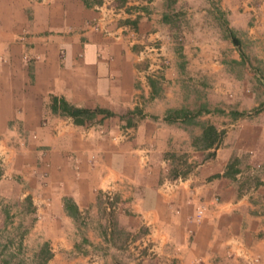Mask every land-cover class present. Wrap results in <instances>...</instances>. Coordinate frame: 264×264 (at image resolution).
Returning <instances> with one entry per match:
<instances>
[{
  "label": "crops",
  "instance_id": "1",
  "mask_svg": "<svg viewBox=\"0 0 264 264\" xmlns=\"http://www.w3.org/2000/svg\"><path fill=\"white\" fill-rule=\"evenodd\" d=\"M259 2L264 10V0ZM255 4L218 0L228 27L238 17L237 7L242 14L255 13ZM207 7L196 10L192 27L201 39L221 31L208 21ZM165 8V0H0V151L9 157L18 150V136L28 134L26 148L39 160L35 171L48 202L43 214L67 218L63 197L80 213L98 191L111 189L130 220L128 225L121 220L122 227L144 225L145 240L165 258H221L227 248L241 251L242 258H264V183L241 189V169L232 178L222 175L240 149L247 152L248 173L264 162V125L242 147L225 141L223 147L199 149L186 142L187 162L201 152L213 154L182 174L165 172L168 158L158 162L159 153L179 147L185 129L179 119L164 120L167 109H177L165 84L177 82L184 71L164 48ZM155 39L161 42L158 49L148 45ZM210 51L206 55L202 48L188 69L209 74L221 68L204 60L215 56ZM156 74L163 77L160 83ZM148 78L158 88L155 94ZM52 97L114 116L75 125L51 111ZM134 107L142 117L134 114V124L122 126L119 115ZM41 173L48 182L40 180ZM197 207L203 211L198 221Z\"/></svg>",
  "mask_w": 264,
  "mask_h": 264
},
{
  "label": "rangeland",
  "instance_id": "2",
  "mask_svg": "<svg viewBox=\"0 0 264 264\" xmlns=\"http://www.w3.org/2000/svg\"><path fill=\"white\" fill-rule=\"evenodd\" d=\"M259 1L256 0L255 13L242 14L243 8L237 7L238 17L228 27L230 21L218 8V0H165L168 21L165 30L169 33L164 48L171 52V60L184 69L179 70L177 82L165 84V90L177 105L174 108L198 112L191 121L182 122L185 129L183 135H178L182 140L179 147L158 154V162L169 160L162 165L168 175L182 174L212 153L201 152L200 157L187 162L190 152L184 147L198 135L201 124H213L223 131L219 141L222 147L225 141L246 146L249 139L254 140L252 131L264 125V10L259 7ZM205 6H208V21L221 31L201 39L192 34V27L198 20L196 10ZM250 27L254 30L250 31ZM227 29L239 40V50L230 41ZM150 42L149 47H161L160 40ZM202 48L206 55L214 49L215 56L208 55L204 60L222 67L209 74L193 67L188 69L196 63L192 59ZM156 77L159 83L160 78L163 80L160 75ZM124 114L119 119L122 126H127L128 118ZM133 116L129 117L131 124L137 119ZM97 122L94 118L85 126ZM27 137L24 133L18 136V150L9 157L6 156L9 153L0 151V264H41L43 261L45 264H264V258L256 254L242 258L241 251L237 253L236 249L229 248L221 258H165L145 240L144 225L138 224L133 229L122 227L121 220L124 225L130 220L122 216L125 215L120 206L122 199L111 189L98 191L95 201L82 209L76 219L43 214L48 202L40 186L41 179L46 183L48 177L41 173V181L38 180L35 169L39 160L26 148ZM240 150L230 156V159L237 158L235 166L243 171L237 180L239 187L244 189L253 181L262 185L264 181L259 178L264 180V162L252 166L255 172L250 174L246 167L247 152ZM107 192L110 199L106 197ZM64 240L69 246L62 243Z\"/></svg>",
  "mask_w": 264,
  "mask_h": 264
},
{
  "label": "trees",
  "instance_id": "3",
  "mask_svg": "<svg viewBox=\"0 0 264 264\" xmlns=\"http://www.w3.org/2000/svg\"><path fill=\"white\" fill-rule=\"evenodd\" d=\"M227 35L230 38V41L233 43L235 47L239 50V40L234 37L231 30L227 29ZM240 53V57H242V53ZM148 84L152 90V94L157 92V88L155 86V82L148 78ZM50 109L54 113H58L62 116H67L71 118L72 123L75 125H86L90 122V120L97 117V115H101V118H107L114 116V113L102 109V108H82L76 107L64 101L61 98L52 97L50 103ZM136 114L138 118L142 117L137 107H134L132 110H128L124 115L128 118L126 119V125H133L131 124L129 117ZM198 115V112H190L183 108L180 109H167L165 112L164 120L170 122L176 119L181 120L182 122L191 121L194 117ZM236 113H233V116H236ZM99 119V121L101 120ZM223 131L217 130L216 127L212 124H202L201 125V132L199 135L192 139V145L199 149H206L210 147H215L221 138ZM213 154V153H211ZM237 163V158L230 159L226 166L225 170L223 171L222 175L226 177L232 178L236 173L240 171L235 165ZM216 176H218L216 174ZM62 205L66 215H68L72 219H76L79 216V211L77 206L73 202V200L69 197L62 198ZM41 264H45L43 261Z\"/></svg>",
  "mask_w": 264,
  "mask_h": 264
},
{
  "label": "built area",
  "instance_id": "4",
  "mask_svg": "<svg viewBox=\"0 0 264 264\" xmlns=\"http://www.w3.org/2000/svg\"><path fill=\"white\" fill-rule=\"evenodd\" d=\"M106 197L108 199H110L111 198L110 193L107 192L106 193ZM201 215H202V208L201 207H197L196 210H195V215H194L195 220L198 221L201 218Z\"/></svg>",
  "mask_w": 264,
  "mask_h": 264
}]
</instances>
